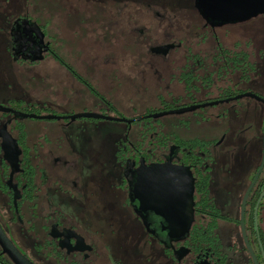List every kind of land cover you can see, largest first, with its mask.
<instances>
[{"label": "flooded vegetation", "instance_id": "obj_1", "mask_svg": "<svg viewBox=\"0 0 264 264\" xmlns=\"http://www.w3.org/2000/svg\"><path fill=\"white\" fill-rule=\"evenodd\" d=\"M175 2L187 17L178 26L186 23L192 32L196 28L195 40L192 36L188 41L174 40L152 48L150 43L143 46L145 33H165L160 31L158 0H98L92 9H85L86 2L77 0L76 7L68 8L76 19L71 31L61 23L52 27L45 18L41 24L31 19L22 21L23 17L8 14L0 0V48L8 54L17 77L18 70L29 72L28 68L51 59L89 97L117 113L112 99L96 90L58 53L60 48L68 47L73 54L72 45L85 46L86 40L94 46L114 41L122 46L118 48L121 57L112 56V68H116L115 63L127 73L151 70L157 86L150 93L160 98L158 108L146 110L143 117L129 124L157 119L146 118L148 115L202 106L171 114L179 117L158 120L157 125H146L142 132L115 142L106 171L110 178L99 185L101 194L110 200L92 203L83 192V217L76 212L66 215V208H72L73 202L58 201L56 196V186L60 193L65 192L61 178L72 179L77 171L66 165L72 154L70 143L40 136L29 143L26 128L5 117L14 115L0 112V232L29 264H254L242 232L255 264H264V157L259 168L264 95L258 90L264 80V19L260 20L264 12L240 22L210 21L200 13L195 0H189L190 5L188 0ZM50 10L51 17H61L66 12L63 6ZM113 17L124 23L122 33L114 29L117 20L113 21ZM106 19L108 24L101 26ZM195 22H199L198 27ZM150 23L152 26L147 25ZM138 25L144 29H138ZM259 32L263 34L261 39ZM130 42L135 43L133 52L141 50L143 56L131 54ZM103 82H115L114 74ZM245 94L250 96L233 99ZM4 107L36 116L60 117L31 119L35 121L78 120H71V114L55 115L43 105L35 108L40 115L28 113L33 105ZM209 107L217 108L221 114L207 117L205 108ZM252 109L249 126L224 125L217 138L185 140L175 134L176 129L191 124L224 121L227 112L237 114ZM98 115L108 117L105 113ZM249 162L251 173L235 205L232 190L240 186L241 176L233 174V181L229 179L233 186L226 191L225 174ZM0 264H15L1 244Z\"/></svg>", "mask_w": 264, "mask_h": 264}, {"label": "rangeland", "instance_id": "obj_2", "mask_svg": "<svg viewBox=\"0 0 264 264\" xmlns=\"http://www.w3.org/2000/svg\"><path fill=\"white\" fill-rule=\"evenodd\" d=\"M76 1L1 0V3L8 14H11L13 17H23L22 21H30L31 19L41 24L45 18L50 20L52 27L57 23H61L64 25V28L66 27L67 30L71 31L75 27L76 19L73 12L70 13L68 11V8L73 9L76 7ZM83 1L86 2L85 9H92L96 7L98 0ZM175 1L178 0H158V7H156L158 8V20L162 21L159 24L161 27L160 31L163 29L165 33L159 36L154 31H150L149 34L145 33L147 40H144L143 46L150 43V47L155 48L162 44L173 43L174 40L188 41L190 37V40L193 38L192 36H194L193 40H195L197 34L196 28L192 32V28L186 27V23H184V26H178L181 25L182 20L186 21L187 17L178 10ZM190 2L188 0L189 5ZM163 3L170 4V7L162 6ZM62 6L66 9V12L62 13L61 17H51L48 14L51 11L50 9H54L53 11H55L59 10ZM184 7L181 6L180 8ZM81 8H84L83 5ZM262 19L264 18H260L261 21ZM112 20H117V25L114 26V29L120 32L122 29L121 24L124 23L117 17H113ZM19 21L21 22V20ZM108 22L109 19H106L101 26H106ZM147 25L152 26V23ZM194 25L198 27L199 22H195ZM136 27L144 29L143 25ZM175 29H177V33ZM150 34L151 37H149ZM58 37L59 33L56 35V40ZM258 37L261 39L263 34L259 32ZM129 44L128 48H130L131 54L143 56L144 53L141 50L136 51L135 49V52H133L135 48L134 42H130ZM121 46L114 41H111L108 45L94 46L90 40H86L85 46H82L80 43L72 45L71 51H73V54L70 53L68 47H62L58 50L59 55L66 64H69L74 71L83 75L101 94L112 99V104L117 113L108 111L107 107L97 99L89 97L71 75L51 59L43 61L38 66L28 68L29 72L18 70L19 75L17 77L16 71L12 68L11 61L4 48H0V106L4 107L6 104H11L13 107L19 105L40 107L43 105L49 107L55 115L71 114L74 116L83 113H105L108 117H119L126 121L143 117L146 110L156 109L158 108V104H160L159 96L150 93L157 86L156 80L149 69L146 72L132 71L127 73L125 68L119 67V64L115 65V63L114 66L116 68L113 69L111 64L112 58L114 56L121 57V52L118 54ZM83 48L88 51L84 53ZM146 52L148 53L149 50H146ZM140 65L144 64L141 63ZM133 69H136V67H133ZM109 73L114 74L115 82H103L112 78V74ZM159 82L158 80V84ZM262 82L258 84V90L264 95V80ZM108 85H111V89H107ZM118 86H121V88L119 89ZM173 93L177 94L176 92ZM17 102L20 103L16 104ZM205 110H207V114L205 113L207 117H216V115L221 114L217 108L213 109L209 107L205 108ZM259 113L261 112L258 111V115ZM5 117L17 121L26 128V139L29 143L36 142L39 136L45 137L47 140L61 139L70 143L72 154L70 155L71 158L66 161V165L76 168L77 171L73 173L72 179L68 177L61 178L60 181L63 182L62 188L65 192L60 193V189L56 186V196L58 201L64 202L66 200L67 204L73 202L72 208H66V215H69V212H76L79 217H83L86 213V208L81 203L83 192L87 193L92 203L110 200V198L101 194L99 185L106 183L108 178H110L106 171L109 168V163H111L114 143L119 139L131 138L132 134L138 133L146 125H157L158 120H174V118L179 116L168 115L159 119L144 120L141 124L132 122L129 125L111 121H88L83 119L68 121L66 123V121H35L11 115ZM252 119L253 109L247 112L241 111L237 114L227 112L226 120L224 121L214 119L201 125L191 124L187 128L176 129L175 134L185 140L193 138H217L222 135L224 125L234 124L236 127L238 125L249 126ZM258 121L259 123L262 122L261 116L258 118ZM165 124L168 123L165 122ZM240 155L243 156L242 153ZM250 164L251 162L246 164V166L241 164V168L235 167L234 170H230L225 174L227 175V182L224 179L226 191L230 190L233 186L229 181V179L233 181V174L241 176L239 180L240 186L232 190L231 201L235 205L238 203L237 195L243 189L251 173ZM220 174L219 172V177L222 178ZM213 184H216L215 181H213ZM93 190L98 191V194L96 192L92 193ZM76 206L79 209L76 210ZM79 223L83 225V222L79 221Z\"/></svg>", "mask_w": 264, "mask_h": 264}, {"label": "water", "instance_id": "obj_3", "mask_svg": "<svg viewBox=\"0 0 264 264\" xmlns=\"http://www.w3.org/2000/svg\"><path fill=\"white\" fill-rule=\"evenodd\" d=\"M196 6L200 13L209 19L210 21H218L221 20L223 22H240L248 20L249 18L255 17L258 14L264 12V0H195ZM163 50V48H159L158 51ZM243 96H250L248 94L237 96L233 98L234 100L239 99ZM256 100L258 98L252 96ZM261 101V100H259ZM262 102V101H261ZM210 105V104H209ZM202 106H191L187 108H181L174 111L164 112V113H157L153 115H148L146 118H158L164 115H171V114H180L185 113L187 111H191ZM0 112L2 113H10L13 114L15 117L19 118H28V119H36V120H59L60 117L56 116H36L32 114H26L21 112H16L11 109L5 108L0 106ZM71 120L74 119H93V120H104V121H114V122H125L129 124L130 122L125 121L120 118H112V117H105L98 114H79L70 117ZM138 121V120H136ZM262 159L260 167L263 163L264 157V128H263V135H262ZM248 190L244 194L243 201L247 196ZM243 243L245 245L246 250L249 252V255L252 259V262L255 264L254 257L251 253V250L245 240V237L242 232ZM0 244L4 250V252L12 259L15 264H29L24 258H22L10 245L8 240L3 236L0 232Z\"/></svg>", "mask_w": 264, "mask_h": 264}, {"label": "trees", "instance_id": "obj_4", "mask_svg": "<svg viewBox=\"0 0 264 264\" xmlns=\"http://www.w3.org/2000/svg\"><path fill=\"white\" fill-rule=\"evenodd\" d=\"M35 108H36V106L32 107V110L28 111V113H36L37 115H40L41 113ZM37 108H39V107H37Z\"/></svg>", "mask_w": 264, "mask_h": 264}]
</instances>
